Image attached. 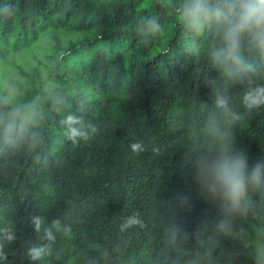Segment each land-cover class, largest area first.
<instances>
[{
	"label": "trees",
	"instance_id": "trees-1",
	"mask_svg": "<svg viewBox=\"0 0 264 264\" xmlns=\"http://www.w3.org/2000/svg\"><path fill=\"white\" fill-rule=\"evenodd\" d=\"M6 2L17 12L0 19V57L50 31L58 53L51 70L66 87L34 104L43 118L23 132L18 119L0 124V264H43L46 256L32 261L27 250L49 244L44 229L53 219L61 222L51 229L53 264H264V105L246 110L247 83L209 62L212 37L188 51L190 36L166 0ZM245 57L264 64L258 53ZM253 79L264 83V73ZM24 107L11 101L0 112ZM68 114L97 125L98 134L73 146L60 123ZM225 140L245 154L248 171L262 166L260 186H249L246 213L229 217L228 234L218 228L221 202L197 179L196 164ZM137 141L145 146L139 154L130 147ZM34 216L43 221L39 232ZM128 217L140 224L122 228ZM4 229L14 241L3 239Z\"/></svg>",
	"mask_w": 264,
	"mask_h": 264
},
{
	"label": "clouds",
	"instance_id": "clouds-1",
	"mask_svg": "<svg viewBox=\"0 0 264 264\" xmlns=\"http://www.w3.org/2000/svg\"><path fill=\"white\" fill-rule=\"evenodd\" d=\"M179 11V19L183 23L190 40L188 51L198 53L200 45L197 38L203 40L207 35L212 37L208 45L209 62L221 69L230 79L246 82L242 103L246 110L251 111L264 105V83H257L253 77L259 78L264 73V64L257 66L249 63L245 52L258 53L264 60V0H166ZM17 12V5L6 2L0 5V19L7 21ZM151 33L161 32V25L153 19ZM7 97H0V107L10 103ZM217 107L227 111V101L217 97ZM42 114L36 105L26 107L24 110L13 109L9 113L0 112V124H5L9 118L19 120L18 130L23 132L25 127L34 122ZM233 119L240 116L233 114ZM65 137L73 146L81 142L87 143L98 134L97 125L85 122L82 117L68 114L60 121ZM10 126V124H9ZM226 137V134H225ZM230 141L225 140L213 154L211 151L197 158V179L201 180L213 198L220 200L224 216L218 221L219 230L228 234L231 230L229 217L233 214L244 215L246 194L249 186H260L261 165L256 164L251 171L247 170L245 154L234 152L230 148ZM135 154L144 151L145 146L137 141L130 145ZM155 151V150H154ZM177 199L184 204L187 196H178ZM43 223L40 216L33 217L34 229L39 232ZM140 224L138 217H128L122 228ZM52 228L57 231L61 228L59 219H53L51 228L44 229V238L49 244L32 246L27 250V256L32 261L43 259L50 254V244L55 241ZM65 234L69 228H64ZM15 235L8 229L3 230V239L11 242ZM0 258H3V244L0 243Z\"/></svg>",
	"mask_w": 264,
	"mask_h": 264
},
{
	"label": "rangeland",
	"instance_id": "rangeland-1",
	"mask_svg": "<svg viewBox=\"0 0 264 264\" xmlns=\"http://www.w3.org/2000/svg\"><path fill=\"white\" fill-rule=\"evenodd\" d=\"M59 36L61 40L68 37ZM52 44V33L46 31L30 46L4 53L0 57V94L3 93L17 107L26 108L38 103L50 88L66 87L51 70L58 56ZM42 263L53 264L50 255H46Z\"/></svg>",
	"mask_w": 264,
	"mask_h": 264
}]
</instances>
